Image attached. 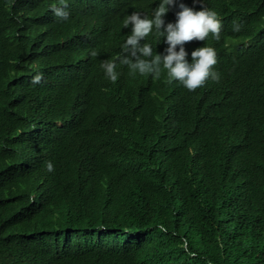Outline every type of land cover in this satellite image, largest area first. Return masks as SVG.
Masks as SVG:
<instances>
[{
	"label": "trees",
	"instance_id": "obj_1",
	"mask_svg": "<svg viewBox=\"0 0 264 264\" xmlns=\"http://www.w3.org/2000/svg\"><path fill=\"white\" fill-rule=\"evenodd\" d=\"M39 1L0 0V264H264V44L195 91L113 83L125 49L88 32L119 39L161 0L103 2L86 44ZM202 2L264 23V0Z\"/></svg>",
	"mask_w": 264,
	"mask_h": 264
},
{
	"label": "clouds",
	"instance_id": "obj_2",
	"mask_svg": "<svg viewBox=\"0 0 264 264\" xmlns=\"http://www.w3.org/2000/svg\"><path fill=\"white\" fill-rule=\"evenodd\" d=\"M41 1L48 12L42 17L49 26L54 16L61 20L69 17L68 20L84 30L85 44L91 42L86 39L87 30L95 31L93 22L104 14L112 13L110 10L101 13L102 3L110 0H59V4L57 0ZM74 3L76 6L71 8ZM52 5L56 9H51ZM143 14L145 12H133L129 16L125 12L121 14L124 26H120L125 30L119 39L100 31L88 32L94 42L101 43L96 46L121 42L120 46L125 49L126 54L121 53L101 64L113 83L118 79L115 67L119 65L130 75H152L153 79H159L162 71H166L168 83L178 81L187 90L195 91L203 87L209 78L218 82L221 70L243 61L246 52L264 44V23L250 31H243L238 20L228 13L219 15L216 6H204L202 0L201 4H196L194 0H161L152 18L142 17ZM155 32L168 45L165 54L153 56L151 45L141 43L146 37L150 42L156 41ZM158 46L156 43V48ZM91 55L95 57L97 52L93 50ZM186 57L191 58V63ZM39 80L40 77H36L34 82ZM48 168L51 170L52 165L49 164Z\"/></svg>",
	"mask_w": 264,
	"mask_h": 264
}]
</instances>
